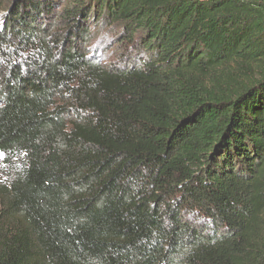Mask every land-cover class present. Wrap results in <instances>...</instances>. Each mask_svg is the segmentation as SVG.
<instances>
[{
    "label": "trees",
    "instance_id": "trees-1",
    "mask_svg": "<svg viewBox=\"0 0 264 264\" xmlns=\"http://www.w3.org/2000/svg\"><path fill=\"white\" fill-rule=\"evenodd\" d=\"M0 264H264V0H0Z\"/></svg>",
    "mask_w": 264,
    "mask_h": 264
},
{
    "label": "rangeland",
    "instance_id": "rangeland-1",
    "mask_svg": "<svg viewBox=\"0 0 264 264\" xmlns=\"http://www.w3.org/2000/svg\"><path fill=\"white\" fill-rule=\"evenodd\" d=\"M112 51H113V52H111L112 54H115L116 53V49H113Z\"/></svg>",
    "mask_w": 264,
    "mask_h": 264
}]
</instances>
